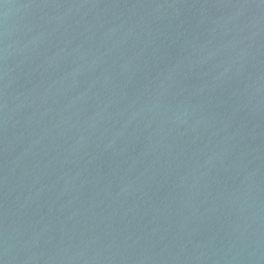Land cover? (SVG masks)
I'll list each match as a JSON object with an SVG mask.
<instances>
[{
  "label": "water",
  "instance_id": "1",
  "mask_svg": "<svg viewBox=\"0 0 264 264\" xmlns=\"http://www.w3.org/2000/svg\"><path fill=\"white\" fill-rule=\"evenodd\" d=\"M0 264H264V0H0Z\"/></svg>",
  "mask_w": 264,
  "mask_h": 264
}]
</instances>
